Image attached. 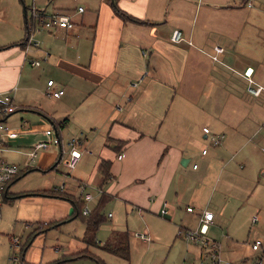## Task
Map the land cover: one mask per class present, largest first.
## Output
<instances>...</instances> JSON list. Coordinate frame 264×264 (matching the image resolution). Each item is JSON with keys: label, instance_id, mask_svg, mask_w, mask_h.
<instances>
[{"label": "crops", "instance_id": "obj_1", "mask_svg": "<svg viewBox=\"0 0 264 264\" xmlns=\"http://www.w3.org/2000/svg\"><path fill=\"white\" fill-rule=\"evenodd\" d=\"M206 1L207 4H202L209 11L202 17L204 21L227 17L207 15L215 10H247L239 31L205 35L195 32L192 22L201 7L195 0H42L44 8L40 11L47 16L66 15L74 23L73 27L47 30L38 22L33 27L31 16L27 19V7H23V26L18 9L14 20L17 24L12 26L17 38L16 35L12 38V32H3L9 26L0 15V103L4 104L2 99L6 95L14 107L1 120L17 133L15 138H4L0 157L19 169L0 203L2 264L9 262L12 239L27 230L17 225V219L25 222V227L37 223L42 228L56 227L75 218H71L74 206L49 198L65 199L50 194L53 191L70 197L75 192L79 195L82 182L77 179L71 191L64 188L59 193V186L49 190L47 172L55 165L52 153L39 150L34 161L29 162L33 145L50 139L45 135L49 125L54 129V137L58 134L62 143V131L73 133L75 128L86 131L80 124L97 123L91 139L77 138L81 141L80 159L93 158L97 168L102 162L108 163L110 178L104 191L128 211L127 220H132V228L138 220L141 222L143 234L150 240L139 239L134 233L132 238L152 242L147 245L149 251L166 244L167 257L172 253L176 264H202L203 254L208 256V250L177 235L178 231L199 228L202 211L213 214L212 223L205 229L207 238L220 245L222 240L229 239L228 234L236 237L244 223L237 212L246 204L244 193L249 191L248 185H253L254 194H250L253 197L255 190L263 185L256 182L254 169L260 166L255 160L251 166L248 158L252 147L245 139L252 132L260 139V150L264 152V37L258 27L254 31L248 26V21H257L264 0H237L240 6L234 0ZM78 7L83 11L79 12ZM176 30L183 42L171 41ZM194 40L200 43L199 47L192 44ZM214 46L223 48L216 60L212 59ZM31 61L38 65H31ZM215 62L219 64L216 67L222 65L224 72H233L238 77L222 78V89L217 93L213 80ZM48 80L53 81L51 87H47ZM250 88H260L259 94H253ZM56 90H63V94L58 98L47 95ZM113 101L102 112L103 103ZM158 102H169V108L175 103L177 107L172 114H165L159 127L148 131L150 122L144 116H149L150 106ZM86 103L87 109L95 104L94 111L87 113L86 109L78 121L75 112L82 110ZM15 112L17 115L10 116ZM200 122L202 129H209L207 135L200 131V139L210 144L212 135H223L218 147L208 156V152L195 155L190 150V138ZM75 123L78 126L74 128ZM96 146L100 149L86 153ZM237 170L239 174L233 175ZM224 175L227 178L221 181ZM186 207H192V212H187ZM108 214L107 218H113ZM253 217L251 225L257 222H252ZM218 224L220 230L215 233L213 228ZM108 226L110 232L103 244L97 239L94 242L99 244H89L85 236L68 242L65 253L69 254V260L87 258L81 253H89V246L129 260L128 221L126 230L120 222H110ZM102 227L100 224L97 232ZM256 240L261 244L253 251L250 245ZM253 242H243L237 248V242L229 244L228 241L223 262L254 264L260 261L262 264L263 239L257 237ZM107 244L115 248L126 245L128 257L103 250L102 245ZM258 251L262 258L257 257ZM42 261L51 264L55 260L51 261L48 256L38 264Z\"/></svg>", "mask_w": 264, "mask_h": 264}, {"label": "rangeland", "instance_id": "obj_2", "mask_svg": "<svg viewBox=\"0 0 264 264\" xmlns=\"http://www.w3.org/2000/svg\"><path fill=\"white\" fill-rule=\"evenodd\" d=\"M41 1L42 0H36V1L34 0L35 7L37 10L44 8V6L41 7ZM191 1H194V0H191ZM195 1H198V3L201 4V7H199L197 19H195V22H192V23H193V25H195V32L199 33L200 35H205L206 33H213V32H223L225 30H232V29H233L232 31H239L238 29H239L240 25L246 19V15H247L246 11L247 10L236 11V12H222L220 10L219 11L215 10V11L210 12L207 15H210V14H211V16L214 15L213 17H218L219 15H225L227 17H225L223 19L213 18L212 20H214V22L204 21L202 17H204L205 13H207V11H209V10H204L205 6L202 3L207 4L206 3L207 1L206 0H195ZM234 2L237 3V0H234ZM233 4H234L233 2L230 3V5H233ZM31 5H32V0H21V1L20 0H0V15L3 17L4 21L6 22V26H9V29L6 28L3 32H12V38L15 35L17 38L16 32L12 29V26L14 24H17V21H15V23H14L15 18L17 19V9L19 10L18 13H20V16H21V25L23 26V23H24V14H22L23 13V7H27V11H26L27 19H30V7H31ZM48 5L49 4H47V6ZM237 5H238V3H237ZM238 6H240V5H238ZM208 9H211V8H208ZM60 15H63V14H60ZM249 18H251L250 15H249ZM202 20H203V22H202ZM248 22H250L248 24L249 29L252 28V29H254V31H256V29L258 27V29L263 32L262 35L264 37V7H262L260 9V14H259L256 22L252 21V20H250ZM171 24H173V23L171 22ZM35 26L37 27V25H35ZM189 26H191V25H189ZM31 27H32V24H31ZM183 40L184 39L181 36V40L179 42H181V41L183 42ZM192 44L195 47L200 46V43L196 40L192 41ZM241 46H243V45L241 44ZM210 47H212V44H210ZM262 49L264 50V47H262ZM218 65L219 64L217 62H215L214 74H213L214 92L215 93H217L218 91H220L222 89V86L220 83L222 78H224V80H227L226 77L238 79V77L235 74H233V72L226 73L222 70L225 68L222 65H220L219 67H216ZM228 80L232 81L231 79H228ZM173 87L176 88L175 85H173ZM250 87H254V86L252 84H250ZM263 94H264V92H263ZM247 98H249V96H247ZM169 102H166V103H159L158 102V103H155V105H153V107L150 106V108L148 110L149 116H144L145 120L150 122V124L148 126V131L159 127L160 123L163 122V118L165 117V114L166 113L172 114L173 111L176 109L177 106L175 103H173L172 106H170V108H169L168 107V105L170 104ZM114 103H115V101L104 102L103 106L101 108L102 112L104 111V109L106 107H109L110 104H114ZM87 104L88 103H86L82 106V107H84L82 110L81 109L76 110L75 116H76L77 120L80 117V115L83 114V112L87 109V106H86ZM197 104H200V105L204 104L205 105V103H197ZM94 106H95V104H92L91 107L89 109H87L86 112L87 113L89 111L93 112ZM17 113L18 112L12 113L10 116L17 115ZM58 118H60L59 119L60 121L63 119V117L61 116L60 110H59ZM74 125L78 126V123L73 124V126ZM75 126H74V128H75ZM80 126L84 127L86 131H84L83 129H77V128H75L76 130L73 133H69L70 132L69 130L62 131V148H61L62 153L60 152L58 146L53 145V144L49 145V147L46 150H43V151H47V153H50V152L52 153V155H51L53 158L52 163L55 164L54 168L51 169L49 172H47L48 173L47 178L50 181V184L47 187V189L51 190L52 186L57 187V186H59L57 184H59L61 181H63L65 191L66 190L71 191L73 189V186L76 185V183L78 182L77 181V179H78L82 183H84V184L81 183V185L86 187L85 191L91 193L93 198H94L90 202L85 203V205H87L88 208H91L94 205H96V197L97 198L100 197V195L105 192L104 187H105V184L108 181V179L103 180L101 172L99 171L97 166L93 163L94 159L91 157L87 158V159H85V157H82L78 161L76 166L72 169H69L67 167L66 161H67V157H68V154H67V148H68V146H67L68 141L67 140H68V138L69 137L70 138H72V137L73 138H81L80 136H83V138L86 137L87 139H91V136H93L92 129H94V127L97 126V123L95 121L94 122H88L85 125L80 124ZM201 126H202V124L200 122L198 124V130H196L190 138V140H191L190 150L195 155H200L201 150L203 149V147H205V149L208 152V154H207V156H208L210 154V151H212V149L217 148L218 146H212L211 144H209V141H206V140L204 141V140L200 139V136H199L200 131L202 132ZM49 130L52 131V136L50 138L54 137L55 132H54V129L52 128L51 125H49ZM246 136H247L245 139V140H247L246 143H250L249 146L252 147V149L250 151V157L248 158L249 162H250L251 166H253L254 160L257 161V164H259L260 169H254L255 173H256L255 179H256V182H259L263 185H261L259 190H257V189L255 190V196L254 197H253V195H250V194H254L253 191H251L253 185H251V184L248 185L249 191H246V193H244L245 194L244 196L247 199L246 204L244 206L240 207L238 212H237L239 216H242V217H240V219H242L244 221V223L239 228V233L236 234L235 238L231 237L230 234H228L229 239L228 240L224 239L221 241V243H220V245H221L220 246L221 262L219 264H225L223 262V260H224V256L226 255V253H225L226 249H224V248L227 245L228 241H229V244L237 242V244H236L237 246H235L237 248H239L241 243L246 242V241L253 242L257 237H261L263 239V242H264V174H263L264 173V152H262V150H260L261 149V143H260V139L258 137H254V135H252V132L247 133ZM263 143H264V141L262 142V144ZM99 149H100L99 146H98V148H97V146L94 148H89L88 151H86V153L94 152V150L96 151ZM84 153H85V151H84ZM193 162H196V160H194ZM75 168H77L76 171H74ZM238 174H239L238 170L233 173V175H238ZM226 178H227V176L224 175V177H221V181H223ZM16 182L17 181L15 180L13 183H16ZM65 191H64V193H65ZM242 195H243V193H241L238 196H242ZM62 197L65 198V196H63V194H62ZM73 197L78 200L79 195H77V193L75 192L73 194ZM49 199L54 200V201L68 203V205H70L71 207L73 206V204L70 203V201H68L67 199H59L58 197H52ZM6 201H8V200L6 199ZM8 204L9 203H4L3 205H8ZM258 207L260 210L257 209ZM127 212L128 211H124L123 208H121L120 204L116 203V198H112L109 202L106 203V205L103 207L102 212H101L105 216L103 222L101 223V225L103 227L100 228L98 230V232L95 231L94 234L89 232V235L85 234V231H86V224H85V219H84L85 216H81V215L76 216L71 221H67L65 223L63 222L59 226H56V227L42 226V228H39L40 224L38 226L37 223H33L32 225L25 227L26 223L17 219V225H20V226H22V229L26 228L27 230H25V232L21 231V233H19V234L17 233L16 238L19 241H18V243L13 244V249L9 255L10 259L8 260L9 262L7 264H23L22 261L20 260V258L23 259L24 263L27 262V264H38L40 262L41 258H43V260H46L48 258V256L50 257L51 261L55 260L54 262L56 264H98L95 260H93L89 256L87 258H83V259L69 260L70 256H69V254L65 253L66 252L65 246H68V242H70L71 240L76 241V238H80L82 236H85V240L87 243H89L88 240L94 241L97 239L98 241H100L103 244L106 241V238L108 237L109 232H110L109 231L110 229L108 226L109 223L110 222H120L122 224V226L124 227L123 230H126V227H125L126 221H128V225H129V230H126V231L128 232V236L130 237V239H129V260L126 261V260L119 259V258H116V257L111 256V255H107V254H105V252L99 250L100 248L98 249L95 246H89L88 247L90 255L92 257H96V259L100 260L102 262V264H150V262H152V264H176V262H174V259L172 258V253H171V256L169 258L167 257L168 246H166V244L165 245H157V246H155V248L153 250L149 251L148 250L149 248L147 245H150L152 242L144 243L141 240L135 241L136 239L132 238L133 233L134 234L135 233H143V231H142L143 228H142V224L139 220L136 224V227L132 228V226H131L132 220L131 221L127 220L128 219V216L126 214ZM108 213H111L113 218H110V219L107 218L106 216ZM227 216L228 215L226 214L225 217H227ZM252 216L257 217V222H256V224L251 225L250 219ZM13 222H14V218L13 219L11 218L10 223H13ZM27 225H29V224H27ZM84 227H85V229H84ZM37 228H39V229H37ZM213 229H214L213 231L215 233H219L218 230H220V225L218 224ZM222 231H224V229ZM29 233L31 234L30 235L31 239L29 241V245L25 249V251L23 253H21L20 250H21L23 244L25 243L26 237ZM97 244H99V243H97ZM263 250H264V243H263ZM257 253H258L257 257H260L261 251H258ZM92 254H95L96 256H93ZM262 257H264V255ZM262 257H260V258H262ZM41 263L43 264L44 261H42ZM182 263H183V260H182ZM201 263L202 264H210L209 256H207L206 253L203 254V260ZM0 264H2V263L0 262ZM262 264H264L263 260H262Z\"/></svg>", "mask_w": 264, "mask_h": 264}, {"label": "built area", "instance_id": "obj_3", "mask_svg": "<svg viewBox=\"0 0 264 264\" xmlns=\"http://www.w3.org/2000/svg\"><path fill=\"white\" fill-rule=\"evenodd\" d=\"M78 11L82 12L83 8L78 7ZM30 16L33 21V27L35 26V23L38 22L44 29L50 30L54 28H63V29H70L73 27L74 23L71 21V19L68 16L65 15H59V14H52V15H45L43 11L37 10L35 7L34 0H32V5L30 7ZM181 40V33L179 31H174L171 36V41L176 43ZM29 43H32L35 45V43L31 42L29 40ZM214 54L212 56L213 60L217 59V55L223 52V48L220 46H214L213 48ZM31 65H38V62L31 61ZM53 85L52 80L47 81V87H51ZM250 92L257 95L260 92V88L249 89ZM63 94V90H56V91H50L47 93L48 96H51L53 98H58ZM3 103L4 106L0 107V147L3 146L4 138H15L17 136V133L14 131H11L8 127L5 126L1 118L9 112H12L14 110V107L10 104V99L8 96L3 97ZM203 133L207 135L209 133V129L207 127H204L202 129ZM45 135L49 138L52 136V131L47 130L45 131ZM223 138V135H212L210 137V144L212 146H217L220 144L221 139ZM56 145L58 146L60 152L62 153V143L61 140L55 136L50 138L48 141H40L33 145V147L30 149L29 152V162H33L34 159L37 156V153L39 150H45L49 147V145ZM67 167L69 169H72L76 166L78 163L80 156H81V150L79 147L81 146V141L77 138H71L67 142ZM264 149V147H263ZM207 153L206 149H203L201 151V154L204 155ZM118 159L121 158V155L117 156ZM194 168L196 165L193 166ZM19 173V169L15 164L7 163L0 157V203L2 202V199L4 198V195L7 190V186L11 181L15 178V176ZM64 189L63 182L59 185L58 190L61 192ZM79 197L84 201V203H88L93 199V196L91 193L85 191V186H80L79 188ZM192 207H186L187 212H192ZM90 212L87 205H85L82 209V214L87 215ZM111 214H108V217H110ZM213 220V214L210 211H202V213L199 216L198 223L199 228L192 229V230H182L178 231L177 235L181 236L184 240L190 241L199 247L203 249L208 250V256L210 259V264H219L221 262L220 259V245L214 240H210L205 235V229L207 225L211 224ZM256 216L253 217L252 222H255ZM135 237L142 239L144 241H149L150 237L143 234V233H135ZM17 239H12V243L16 244ZM260 241L256 240L253 242L250 247L253 251L258 250L260 247ZM254 264H261L260 261H256Z\"/></svg>", "mask_w": 264, "mask_h": 264}, {"label": "trees", "instance_id": "obj_4", "mask_svg": "<svg viewBox=\"0 0 264 264\" xmlns=\"http://www.w3.org/2000/svg\"><path fill=\"white\" fill-rule=\"evenodd\" d=\"M3 106H4V104L0 103V107H3ZM57 136H59V135L57 134ZM98 169L101 172L103 180L104 179L106 180V179L110 178V175L108 173V163L107 162H102L99 165ZM17 176H18V174L15 176L14 179H16ZM59 193H61V192H59ZM50 194L62 196V193L61 194H57V193H55V191L51 192ZM63 196H65V199H68L74 206V214L71 216V218L72 217H76L78 215L85 216V218H84L85 219V224H86L85 234L89 235V232L94 234L95 231H97L99 225L103 222V220L105 218V216L101 212H102L103 207L106 205V203L110 201L111 196L106 194L105 192L102 193L100 195V197L98 198L96 205L92 208V210H90V212L87 215H83L82 214V209H83L85 203L80 197L77 200L74 197H70V196H67V195H63ZM53 224H55V223H53ZM30 239L31 238L29 236V238L23 244V246H22V248L20 250L21 253H23L25 251V249L27 248ZM88 242H89V244L96 245V243L94 241L88 240ZM102 249L103 250H107L109 252H112V254H114V255L121 256L122 258L128 257V251H127V246L126 245L122 246V247H118V248L116 247L115 248V247H111L109 244H107V245H102ZM81 256H89L93 260H95L98 264H102V262L100 260L96 259V257H92L89 253H81ZM20 260L22 261L23 264H26V263H24L22 258H20ZM51 264H56V263L53 262Z\"/></svg>", "mask_w": 264, "mask_h": 264}, {"label": "water", "instance_id": "obj_5", "mask_svg": "<svg viewBox=\"0 0 264 264\" xmlns=\"http://www.w3.org/2000/svg\"><path fill=\"white\" fill-rule=\"evenodd\" d=\"M182 165H184L182 162H181Z\"/></svg>", "mask_w": 264, "mask_h": 264}]
</instances>
